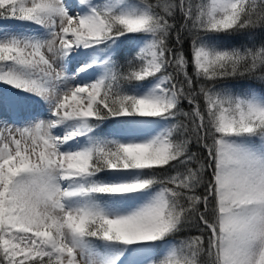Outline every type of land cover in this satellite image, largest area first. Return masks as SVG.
<instances>
[{
  "label": "snow or ice",
  "instance_id": "obj_1",
  "mask_svg": "<svg viewBox=\"0 0 264 264\" xmlns=\"http://www.w3.org/2000/svg\"><path fill=\"white\" fill-rule=\"evenodd\" d=\"M0 264H264V0H0Z\"/></svg>",
  "mask_w": 264,
  "mask_h": 264
},
{
  "label": "trees",
  "instance_id": "obj_2",
  "mask_svg": "<svg viewBox=\"0 0 264 264\" xmlns=\"http://www.w3.org/2000/svg\"><path fill=\"white\" fill-rule=\"evenodd\" d=\"M234 43H236V42H239V41H233Z\"/></svg>",
  "mask_w": 264,
  "mask_h": 264
}]
</instances>
